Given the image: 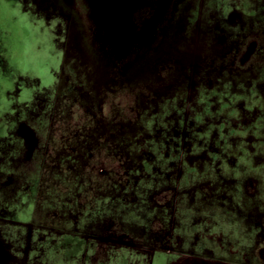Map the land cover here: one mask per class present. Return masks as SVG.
I'll use <instances>...</instances> for the list:
<instances>
[{
    "label": "rangeland",
    "instance_id": "rangeland-1",
    "mask_svg": "<svg viewBox=\"0 0 264 264\" xmlns=\"http://www.w3.org/2000/svg\"><path fill=\"white\" fill-rule=\"evenodd\" d=\"M74 2L108 57L69 0H0V264H264V0L233 63L219 1L189 0L130 75L158 12L116 40Z\"/></svg>",
    "mask_w": 264,
    "mask_h": 264
},
{
    "label": "flooded vegetation",
    "instance_id": "flooded-vegetation-1",
    "mask_svg": "<svg viewBox=\"0 0 264 264\" xmlns=\"http://www.w3.org/2000/svg\"><path fill=\"white\" fill-rule=\"evenodd\" d=\"M148 1H149V4H150V7L158 12L159 17L154 19V20H152V21H150L148 23V25H146L148 27L147 28V34L148 35H147L146 40L144 42H138V41H136L135 38L132 39L131 44L129 46L135 47V49L138 51L137 53H138V59L139 60L136 61V62H134V60H133L132 62H130V64H132V63L136 64V63L140 62V58H141V55L143 54V52L156 50V48L158 47L160 41H162L161 39L163 38V33H164L166 27L169 24H171V22L176 17V15L179 14L178 11L180 10V5H182L181 4L182 2H180L181 0H164L163 4H162V2L160 0H148ZM216 1H219L218 2L219 3V7H221L220 10L218 9L220 11V15H216L215 16L216 18H213L211 21H214L213 24L216 25V28H219V27L221 28L220 33L222 32V34L227 38V40H229L228 44L226 45L227 46V55H225V56H228V59L233 63L235 61V56L232 55L233 54L232 51H234L233 50L234 48H233V43H232L231 40L232 39L236 40L238 38L246 39V38H248L250 36H253L254 29L253 28H249V29L246 28V27H248L247 25L250 24L249 21H248V16L251 15L252 13L250 11L245 13L244 9L246 7L241 2L240 3L244 7V9H241L243 12L241 10L238 12V6H240L239 5L240 4L239 0H237L235 2V5H229L226 0H216ZM69 2H70V6H72L74 9L76 8L79 11V14L83 17L84 22H85V34L89 35L90 39L94 43L95 48H98L97 53H100V55H102L101 57H103V58L108 57L109 56L108 55L109 51L105 48L104 42H102L100 40L98 41L96 39V37H95L94 32L90 30L91 29L90 25H89V23H87V20H86L87 15L85 16L83 14V12L80 11L79 8H77L76 3L74 2V0H69ZM85 2H86V0H85ZM233 7L235 8L234 10L236 11V14H234V16H231V12L230 11H232ZM87 8H89V7L87 6ZM228 9H229V11H227ZM259 11H260V9H258V6H257V8H255V12H254V13H257V18L255 19V22H251V24H252L251 26H255L256 24L262 23V19H259V16H258ZM208 14L209 13H206L203 10V11H201L199 13V17H201V16L205 17L204 19H206V20L210 19V16H208ZM228 15H229V17H228ZM195 16H196V19L198 18V20H199V17H197V15H195ZM113 17L115 19V23H117V22L121 23L124 20V19L122 20L123 16H113ZM232 17H234V19H236V17H237V20L234 21L232 19ZM93 19H94V21L98 22V27H100V29L106 30V32L108 34H110V33L113 34L112 37L115 38L116 40L119 38V36H124L127 33L126 27H123L122 25H119V24H116L119 27L118 33H114V31L112 30L114 21L111 20L110 21L111 22L110 25H109L110 22L105 23L104 20H102L101 17L97 14V12H96V14L94 13ZM200 21L202 22V20H200ZM135 23L139 26V28H141V23H143V22H140L136 18L135 19ZM220 23L223 25V27H225V29L220 25ZM107 24L110 27H108ZM201 24L210 25L209 23L206 24V22H203ZM238 27H240V28H238ZM140 30L141 29H139V31ZM234 31H238V32H240V34L236 35L234 33ZM243 31H244V34H242ZM98 46H100V47H98ZM202 46H204V44ZM205 47H206L205 50L204 49L201 50V52H202L203 56H205V58H208V57L212 58L213 56L215 57L219 53L217 51V49H216L217 47H215V45L212 42L208 43L207 45H205ZM111 52H110V54H112L118 62H120V63L121 62L122 63L125 62L124 60H125L126 56L125 57L119 56V55H117V54H115L113 52L111 53ZM122 67H123V71L125 72V74H129V75L132 74V72L129 71V68L125 66V64L124 65L122 64ZM137 70H138V68H137ZM211 71L213 73V72L219 71V70H217V68L215 67V68L211 69ZM19 134H17V137H19L22 140L23 145H24L23 149L25 151H29L32 148V143L23 134H21L20 132H19ZM36 181H38V180H36ZM36 183H34V184H36ZM34 184H32V183L31 184H27L28 190L30 188L32 189L31 192L36 190ZM181 235H183V233ZM83 243L86 245L85 249L89 250L88 240H87V242L83 241Z\"/></svg>",
    "mask_w": 264,
    "mask_h": 264
},
{
    "label": "water",
    "instance_id": "water-1",
    "mask_svg": "<svg viewBox=\"0 0 264 264\" xmlns=\"http://www.w3.org/2000/svg\"><path fill=\"white\" fill-rule=\"evenodd\" d=\"M139 0H88L92 7V19L94 16V13L101 17L102 20H104L105 23L110 22L111 20L114 21L115 19L113 16H123L122 20L123 22L119 23V25H122L123 27H126L127 21H128V15L130 14V11L133 10V8L136 6ZM122 12V13H121ZM124 14V15H123ZM114 19V20H113ZM94 20V19H93ZM96 22V21H95ZM98 24V22H96ZM111 22L109 23V25ZM108 25V24H107ZM108 25V27H110ZM111 38L113 34H109ZM121 36H119L120 38ZM115 39V38H114Z\"/></svg>",
    "mask_w": 264,
    "mask_h": 264
},
{
    "label": "trees",
    "instance_id": "trees-1",
    "mask_svg": "<svg viewBox=\"0 0 264 264\" xmlns=\"http://www.w3.org/2000/svg\"><path fill=\"white\" fill-rule=\"evenodd\" d=\"M188 1L189 0H182V1H180V2H182L181 4L182 5H180V10L178 11V15H176V17L173 19V21L171 22V24H169L167 27H166V29H165V31H164V33H163V38H162V41H160V43L159 44H161L159 47H157V49L160 51V49H162L163 48V46L166 44V38H168V37H170V35L172 34V32L174 31V29H175V24L177 23V20H178V18L177 17H179L180 15H181V13H182V10H183V8H184V6L186 5V3H188ZM79 20V19H78ZM173 25V26H172ZM154 51H156V50H154ZM159 51H158V53H159ZM148 52H150V51H148ZM148 52H146V53H148ZM156 53V52H155ZM146 56V55H145ZM145 56H141V62H143L142 63V65H144V63L146 62L145 60ZM140 63V62H139ZM139 63H134V64H130V65H128L127 67L129 68V71H134V70H136L137 68H135L136 66H138L137 64H139ZM133 68H135V69H133Z\"/></svg>",
    "mask_w": 264,
    "mask_h": 264
},
{
    "label": "bare ground",
    "instance_id": "bare-ground-1",
    "mask_svg": "<svg viewBox=\"0 0 264 264\" xmlns=\"http://www.w3.org/2000/svg\"><path fill=\"white\" fill-rule=\"evenodd\" d=\"M116 24H118V23H116ZM118 29H119V27L114 24V26L112 27V30L114 31V33H118Z\"/></svg>",
    "mask_w": 264,
    "mask_h": 264
}]
</instances>
